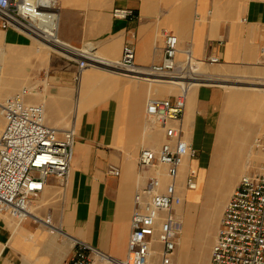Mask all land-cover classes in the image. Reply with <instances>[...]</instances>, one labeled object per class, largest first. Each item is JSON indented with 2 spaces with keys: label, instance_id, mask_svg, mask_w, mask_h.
Wrapping results in <instances>:
<instances>
[{
  "label": "crops",
  "instance_id": "crops-1",
  "mask_svg": "<svg viewBox=\"0 0 264 264\" xmlns=\"http://www.w3.org/2000/svg\"><path fill=\"white\" fill-rule=\"evenodd\" d=\"M115 9L133 10L138 18L116 20L112 16ZM163 31L179 38V63L186 61L184 52L191 49L197 63L218 58L219 65L264 78V0H64L58 43L95 50L96 58L102 60V65L84 72L79 85L75 82L77 63L38 48L15 29L3 30L0 22L2 69L15 88L0 93V98L23 85L37 86L38 97L31 102L45 105L47 124L61 132L72 125L76 130L67 188L50 179L45 192L33 201L31 218L36 219L19 224L0 216V264H67L75 241L119 261L127 258L135 195L153 175L141 171L139 157L143 150L160 149L166 141L164 130L150 122L147 107L154 98L174 100L176 88L167 80L159 83L155 81L162 80L157 78L113 70L109 63L120 62L124 47L130 45L138 66L161 64ZM216 76L186 97L183 127L198 158L184 165L182 177L190 168H206L203 154L208 149L210 127L226 94L219 86H209L222 82ZM227 89L231 90L230 107L244 101L234 88ZM257 102L264 103V98ZM259 109L264 120V107ZM245 110L240 109L243 119L247 118ZM4 126L0 111V136ZM111 165L120 168V177L108 173ZM201 193L202 189L185 193L183 207L176 209L185 223L174 254L178 264L210 263L213 247L204 242V232L193 235L192 225L194 218H203L204 223L217 227L220 219L209 220L214 218L209 209L212 199ZM41 202L49 203L48 211ZM48 217L63 236L51 234L42 222ZM196 241L197 246L193 245ZM156 248L161 246L156 244ZM152 263L160 264V259L153 258Z\"/></svg>",
  "mask_w": 264,
  "mask_h": 264
},
{
  "label": "built area",
  "instance_id": "built-area-1",
  "mask_svg": "<svg viewBox=\"0 0 264 264\" xmlns=\"http://www.w3.org/2000/svg\"><path fill=\"white\" fill-rule=\"evenodd\" d=\"M64 0H0V22L3 30L15 29L48 43L53 52L77 63V85L84 72L102 65L95 50L57 46L50 42L51 32L59 36ZM116 20L135 21L133 10L115 9ZM164 60L149 67L138 66L135 50L127 45L118 63L111 69L145 79L189 82L197 62L192 50L184 52L186 61L178 62L179 38L163 31ZM62 52V53H61ZM3 52L0 48V73ZM209 65L220 63L211 58ZM35 88H24L0 104L5 120L0 136V216H9L19 224L31 218L33 201L46 190L50 179L66 189L71 177L76 143L72 125L59 131L47 124L44 104H33ZM186 97L150 100L147 116L165 132L166 141L160 149L143 150L139 157L141 171H152L146 186L135 195L131 219L128 255L124 261L103 254L81 241L74 242V251L67 264H152L155 254L160 264H178L174 260L184 231V220L176 209L185 201L184 194L197 189L198 170L190 168L183 182L185 163L194 162L198 151L186 139L184 115ZM264 151V138H258L254 151ZM108 173L121 176L120 168L109 166ZM51 234L63 236L51 217L42 221ZM156 244L161 249L156 248ZM209 264H264V164L246 172L225 206Z\"/></svg>",
  "mask_w": 264,
  "mask_h": 264
},
{
  "label": "rangeland",
  "instance_id": "rangeland-1",
  "mask_svg": "<svg viewBox=\"0 0 264 264\" xmlns=\"http://www.w3.org/2000/svg\"><path fill=\"white\" fill-rule=\"evenodd\" d=\"M18 32L20 34L26 36L30 40H32L35 44H37L38 48H40L42 50L43 49H47L49 51H53V50H50V49L46 48L45 46L41 45L33 37L21 32V31H18ZM195 69H200L202 72H204L207 75H214V76L215 75H219V76H216V77L218 79L222 80V82L212 83L209 86L210 87L219 86V87H221L222 90H225V92H226V94L223 96V102L221 104V107L216 112L214 120H213V123H212V125L210 127L211 135L209 136L208 149L203 154L204 161L206 162V168L203 171H209L211 166L215 162L217 154L218 153H222L223 154V152H225V154H228L227 152H228V150H230V148L232 146L234 148H236V149H240V151L242 153V156H241V159H240L241 168L239 169V172L237 173L238 175H237V180L235 182V186L232 189L231 193H229V194L227 193V195H229L227 197V200H225V202L223 201V212H224L225 206L229 202L230 197H231L232 193L234 192L235 188L237 187L241 177L247 171L250 172L251 170L257 169L259 166H262L264 164V151H262V150L261 151H254L256 140L258 138H264V120L262 119L263 111H261V109H259L260 107H264V103L263 102H260V103L257 102V100H261V99L264 98V92L260 91V90H251L253 88H261L263 90L264 86H260V85L264 84V78L263 77H259L257 75L258 73L255 74V73L250 72V71H241V70L238 71L237 69H233L232 67L219 65V64H217V65H209L207 63H204V64L197 63V65L194 67V70ZM226 70L228 71L227 73L226 72L225 73L222 72V71H226ZM0 74H1L0 75V93L15 90V88H12L9 85V82L11 81L10 79H12V78L10 76H6V74L4 73L3 69H2V73H0ZM160 86H163L166 89H169L168 88L169 86L168 87L164 86V85H160ZM203 86H207V85H203ZM32 87L36 88V90H34V91L37 92V95L32 97V99H33V98L38 97V91L39 90L37 89V86H32ZM229 87L234 88L235 91L239 93V95L244 96V98H245L244 101L237 102V103H235L233 105V107H230L231 105L229 104V98H230L231 90L227 89ZM24 88H31V86L23 85L19 89H17L15 92H19V91H21ZM174 88H175V86H174ZM15 92L12 93V94L6 95L2 99L0 98V104H2L7 98L13 96L15 94ZM172 95L175 96V97L184 96L179 88H176L175 92ZM253 102H255V103H253ZM231 108H233V110H231ZM239 109H243V110L247 109V110H245L246 114H247V115H245V116H247L246 119H241V118H239L238 116L235 115L234 111H237ZM224 113L227 114L229 122H231L233 124H236V125L238 124L236 127L238 129H240L241 132L243 131L242 133L244 134V136L246 135L245 136L246 137V139H245L246 141L244 143L242 142L243 144L239 142L236 145H234V144H231L232 143V139L231 138H225L224 139V146H222V149L220 148V146H219L220 141H221V138H220V124H221V121H222ZM216 136H218V137H216ZM216 146H218V147H216ZM251 150L253 152V155L256 158L253 156V158L248 159V153ZM261 158H263V160H260ZM246 163L248 165H246ZM257 163H258V165H257ZM245 165H246V167L244 168ZM197 170H198V176L201 175V189H202L201 196L202 197H204V198L205 197L206 198L209 197L210 199H212V202H213V200L219 198V196L222 197L223 195H225V193L223 194L222 191L220 190V187H219L221 185V183H223V179H224L223 178V175H224L223 173L224 172L222 170H225V168L221 169V171H220V175L221 176L219 175L220 177L218 176L217 177L218 179L215 178V180H213L211 182H206V183H205V181L202 182L203 171H200L198 168H197ZM186 175H184L182 177L181 181H183L185 179ZM212 186H213V188H212ZM216 187H217V189H216ZM211 189L212 190L214 189L213 190L214 192H212ZM187 193L189 194V192H187ZM211 193H212V196H211ZM220 193H221V195H220ZM41 203L45 204L44 208H46L47 211H48L49 208H50L49 203H46V202H41ZM181 207H183V206H181ZM34 211H35L34 207H32L31 208V213L35 214ZM223 212L221 214V217H220V220H219V224L217 223V227H215L216 224L210 226V224L204 223L203 218H194L193 225H192V230H191L193 235L199 234L197 232H204L203 235H201V236H203L204 242L209 244V246H210L209 248L210 249L213 247V244L215 242L216 235H217V232H218V228H219V225H220V221H221ZM184 225H185V223H184ZM193 245L197 246V241L194 242ZM157 258L159 259V255L155 254L154 255V259H157Z\"/></svg>",
  "mask_w": 264,
  "mask_h": 264
},
{
  "label": "bare ground",
  "instance_id": "bare-ground-1",
  "mask_svg": "<svg viewBox=\"0 0 264 264\" xmlns=\"http://www.w3.org/2000/svg\"><path fill=\"white\" fill-rule=\"evenodd\" d=\"M51 33H52V37L49 39V41L54 43L57 46L56 42H58L60 40V38H59V36H57L56 32H51ZM35 40L37 42H39L41 45L53 50V47L50 46L48 43L39 41L37 39H35ZM3 56H4V54L2 55V58H1V64L3 63ZM213 80H216L214 75H207L204 72H202L200 69H195L194 72H193V75L191 77V80L189 82H186V81H183V80H181V81H169V84H171L172 86H175V88H179L180 91L182 92V94L184 95V97H187L188 94L191 93L190 91L192 89L197 88L202 83H205V82L208 83V82L213 81ZM155 82H159V83L161 82L162 83L163 81H155ZM234 112H235L236 116L241 118L240 109L237 110V111H234ZM241 119H243V118H241ZM237 125L229 122L227 114L225 113V116L223 117V119L221 121V124H220V138H221V141H220L219 146H220L221 149H222V146H224V139L225 138H231L232 139V143L231 144H234V145H236L239 142L240 143H242V142L244 143L246 141L245 140L246 139V137H245L246 135L244 136V134L242 133L243 131L241 132V130L236 127ZM216 137H218V136H216ZM216 147H218V146H216ZM227 153L228 154H225V152H223V154L222 153H218L216 159L214 158L215 162L211 166L210 170L209 171H203L202 182L205 181V183H206V182H211V181L215 180V178H217L220 175L221 169L225 168V170H222L224 172L223 173L224 174L223 175V178H224L223 179V183H221V185L219 186L220 190L222 191L223 194L225 193V195H223L222 197L219 196V198L214 199L213 202L212 201L210 202L212 204L210 205L209 209L212 210V215L214 217V218H209L210 221H213V220L217 221V220L220 219V218H216V216L221 215V213L223 212V201L225 202V200H227V197L229 196V195H227V193L228 194L231 193L232 189L234 188L235 182L237 180V175H238L237 173L239 172V169L241 168L240 159H241L242 153H241L240 149H236V148H234L232 146L230 148V150H228ZM253 156L254 155H253V152L251 150L248 153V159L253 158ZM260 160H263V158H261ZM246 165H248V164L246 163ZM246 165L244 166V168L246 167ZM257 165H258V163H257ZM185 166H186V163H185ZM212 188H213V186H212ZM200 189H201V175H199L198 186H197V189L195 191H199ZM216 189H217V187H216ZM213 190H212V192H214ZM220 195H221V193H220ZM211 196H212V193H211ZM181 241H182V237H181V240H180V244H181Z\"/></svg>",
  "mask_w": 264,
  "mask_h": 264
}]
</instances>
